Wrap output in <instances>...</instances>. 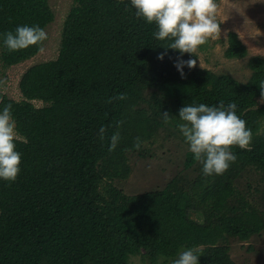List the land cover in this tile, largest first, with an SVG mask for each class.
<instances>
[{
	"label": "trees",
	"instance_id": "trees-1",
	"mask_svg": "<svg viewBox=\"0 0 264 264\" xmlns=\"http://www.w3.org/2000/svg\"><path fill=\"white\" fill-rule=\"evenodd\" d=\"M54 18L47 0H0V32L24 24L46 29ZM155 30L129 0H73L56 58L22 74L21 100L5 97L0 85V105H12L21 153L16 180L0 181V264H128L141 250L151 264H172L188 247L199 264H235L222 243L264 232V58L248 60L245 84L198 64L185 67L182 77L174 67L180 54L166 49L170 40H156ZM39 52L0 47V67ZM247 55L229 33L225 59ZM193 101H235L252 130L251 147L233 146L237 159L222 175L204 176L188 152L185 167L197 166L190 181L178 177L162 191L132 197L113 187L111 181L131 173L130 155L159 130L184 141L179 121L161 116L178 118ZM242 178L244 192L237 186Z\"/></svg>",
	"mask_w": 264,
	"mask_h": 264
},
{
	"label": "clouds",
	"instance_id": "clouds-1",
	"mask_svg": "<svg viewBox=\"0 0 264 264\" xmlns=\"http://www.w3.org/2000/svg\"><path fill=\"white\" fill-rule=\"evenodd\" d=\"M129 6L137 18L155 25L153 36L156 40L171 41L166 49L180 54L174 67L182 77L185 67L191 69L197 64V59L191 57L199 46L220 33L216 0H129ZM47 39L48 33L38 24L18 25L12 31L0 32V47L16 52L36 46L43 51L42 45ZM185 53L190 55L187 60L183 59ZM163 56L158 58L163 59ZM260 90L264 93V81L260 82ZM119 98L123 99V95ZM236 110L235 101L216 105L193 101L179 109L178 118L170 117L167 112L161 117L165 123L174 118L179 121L176 127L188 151L201 164L202 174L218 176L236 161L233 146L251 147L252 130ZM103 131L101 127V138ZM115 139L113 137V141ZM18 140L12 105H0V181L13 182L21 171V153L16 149ZM140 143L137 138L134 146L139 148ZM199 256L194 248H183L172 264H199Z\"/></svg>",
	"mask_w": 264,
	"mask_h": 264
},
{
	"label": "rangeland",
	"instance_id": "rangeland-1",
	"mask_svg": "<svg viewBox=\"0 0 264 264\" xmlns=\"http://www.w3.org/2000/svg\"><path fill=\"white\" fill-rule=\"evenodd\" d=\"M54 13V21L45 30L48 39L43 43V51L31 60L17 66L2 69L0 67V85L2 94L8 99L20 101L18 89L22 74L31 66L56 58L60 34L64 19L73 0H47ZM216 19L220 23V33L209 38L207 43L199 46L195 52L198 67L209 70L216 75H227L236 82L245 84L251 77L247 64L251 57L264 58V0H216ZM235 33L246 47L248 55L241 60H227L224 51L227 48L229 33ZM41 107V103H34ZM175 136V135H174ZM169 137L168 131L159 130L157 134L140 147V151L129 157L131 173L124 180H113V187L123 195L132 197L144 193L162 191L172 180L182 177L194 179L196 165L187 169L188 148L177 136ZM192 169L193 170L192 172ZM247 179L237 182L238 189L244 192ZM222 245L227 246L231 260L235 264H264V232L251 237L246 242L231 239ZM142 253V254H141ZM146 252L131 256L128 264H151ZM159 264L161 262H158Z\"/></svg>",
	"mask_w": 264,
	"mask_h": 264
}]
</instances>
